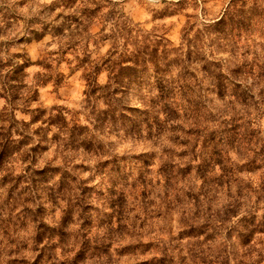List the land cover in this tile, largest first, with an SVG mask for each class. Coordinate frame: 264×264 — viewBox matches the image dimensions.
I'll return each mask as SVG.
<instances>
[{"label": "clouds", "instance_id": "clouds-1", "mask_svg": "<svg viewBox=\"0 0 264 264\" xmlns=\"http://www.w3.org/2000/svg\"><path fill=\"white\" fill-rule=\"evenodd\" d=\"M0 264H264V0H0Z\"/></svg>", "mask_w": 264, "mask_h": 264}]
</instances>
